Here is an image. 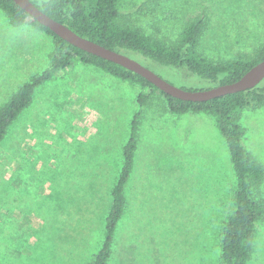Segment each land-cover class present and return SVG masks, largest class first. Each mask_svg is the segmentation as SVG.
I'll return each mask as SVG.
<instances>
[{
	"label": "rangeland",
	"instance_id": "374dc122",
	"mask_svg": "<svg viewBox=\"0 0 264 264\" xmlns=\"http://www.w3.org/2000/svg\"><path fill=\"white\" fill-rule=\"evenodd\" d=\"M119 9L124 22L166 41L205 19L199 50L213 60L252 57L264 43V0H121ZM54 47L53 37L11 25L0 10V107L50 66ZM130 57L177 87L208 89L187 70ZM142 92L83 63L36 91L0 143V264L94 259L138 112L130 209L109 264H224L223 227L236 211L237 181L216 119L174 117L159 94L141 105ZM241 124L246 152L264 166V105L246 109ZM252 196L264 199V179ZM250 264H264V216Z\"/></svg>",
	"mask_w": 264,
	"mask_h": 264
},
{
	"label": "trees",
	"instance_id": "16d2710c",
	"mask_svg": "<svg viewBox=\"0 0 264 264\" xmlns=\"http://www.w3.org/2000/svg\"><path fill=\"white\" fill-rule=\"evenodd\" d=\"M43 13L68 26L81 37L105 48L136 54L174 71L187 70L196 79L208 84V88L228 85L241 79L252 67L264 60V43L252 57L240 55L233 60H213L200 52L201 40L207 29L205 19L190 22L179 38L166 41L121 19V0H30ZM0 10L15 27L29 25L54 38L55 47L50 54L51 64L14 92L0 107V143L5 140L11 127L32 105L36 91L53 81L60 74L72 71L78 63L94 66L121 80L137 84L142 93L139 103L144 104L148 96L159 94L174 117L186 114H207L215 117L217 126L225 138L230 161L236 176V211L225 222L222 237V259L224 264H250L254 253L256 223L264 216V199L252 196V187H258L264 179V166L250 156L243 144L245 128L241 124L243 112L252 106L264 105V86L229 94L205 102L183 101L169 96L142 76L96 55L81 50L66 42L49 28L21 9L12 0H0ZM197 91L205 88H187ZM141 113L135 114L131 122V133L123 147V167L112 189V204L106 219L102 247L88 264H109L121 221L130 209L128 185L135 169L136 152L139 146Z\"/></svg>",
	"mask_w": 264,
	"mask_h": 264
},
{
	"label": "water",
	"instance_id": "95a60500",
	"mask_svg": "<svg viewBox=\"0 0 264 264\" xmlns=\"http://www.w3.org/2000/svg\"><path fill=\"white\" fill-rule=\"evenodd\" d=\"M12 1L33 18H35L39 23L49 28L54 34L71 45L90 54L121 65L122 67L142 76L165 94L183 101L205 102L229 94H235L238 92L254 89L264 81L263 60L252 67L241 79L233 84L214 86L208 89L197 91L185 90L171 84L157 73L152 71L150 68L146 67L141 62L126 55L125 53L105 48L87 38L79 36L68 26L47 16L30 0Z\"/></svg>",
	"mask_w": 264,
	"mask_h": 264
}]
</instances>
